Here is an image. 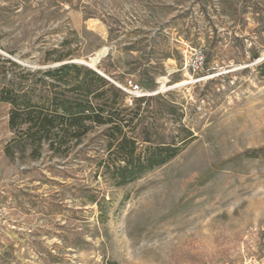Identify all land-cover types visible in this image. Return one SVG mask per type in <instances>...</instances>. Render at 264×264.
<instances>
[{
  "label": "rangeland",
  "instance_id": "374dc122",
  "mask_svg": "<svg viewBox=\"0 0 264 264\" xmlns=\"http://www.w3.org/2000/svg\"><path fill=\"white\" fill-rule=\"evenodd\" d=\"M104 49L119 104L149 105L135 157L180 152L119 187L109 127L36 148L0 104V264H264V0H0L2 58L85 66ZM134 84L148 96L129 103Z\"/></svg>",
  "mask_w": 264,
  "mask_h": 264
},
{
  "label": "trees",
  "instance_id": "16d2710c",
  "mask_svg": "<svg viewBox=\"0 0 264 264\" xmlns=\"http://www.w3.org/2000/svg\"><path fill=\"white\" fill-rule=\"evenodd\" d=\"M9 69H17L19 76L8 75ZM121 100L116 87L83 65L67 63L34 70L0 57V104L10 108V130L33 139L36 148L45 142L53 148L52 139L59 148H69L92 127H109L113 143L109 144V158L103 161L102 176L108 175L119 187L180 152L172 146L157 148L143 159L135 157L139 145L150 143L148 125H143L149 105L130 111L119 104Z\"/></svg>",
  "mask_w": 264,
  "mask_h": 264
},
{
  "label": "built area",
  "instance_id": "2783aa9c",
  "mask_svg": "<svg viewBox=\"0 0 264 264\" xmlns=\"http://www.w3.org/2000/svg\"><path fill=\"white\" fill-rule=\"evenodd\" d=\"M205 63L206 58L204 51L201 48H195L188 58L187 68L194 75L203 69ZM123 94L126 96L127 102L129 103L135 99H141L148 96V94L144 93L137 84L130 85L129 89L123 90Z\"/></svg>",
  "mask_w": 264,
  "mask_h": 264
},
{
  "label": "bare ground",
  "instance_id": "6f19581e",
  "mask_svg": "<svg viewBox=\"0 0 264 264\" xmlns=\"http://www.w3.org/2000/svg\"><path fill=\"white\" fill-rule=\"evenodd\" d=\"M106 49H104V50H102V51H100L99 53H97L93 58H91L90 59V65L92 66V67H95V65L99 62V60L102 58V57H104L105 56V54H106ZM182 84H185L184 82H181V83H179V84H177V85H173V86H180V85H182Z\"/></svg>",
  "mask_w": 264,
  "mask_h": 264
},
{
  "label": "water",
  "instance_id": "95a60500",
  "mask_svg": "<svg viewBox=\"0 0 264 264\" xmlns=\"http://www.w3.org/2000/svg\"><path fill=\"white\" fill-rule=\"evenodd\" d=\"M70 63L73 64V63H76V62H70ZM63 64H67V63H62V64H59L58 66L63 65ZM85 66H87L88 68L92 69L94 72H96L98 75H100L101 77L104 78V76H103L102 74H100V73H99L94 67H92L90 64H87V65H85Z\"/></svg>",
  "mask_w": 264,
  "mask_h": 264
}]
</instances>
